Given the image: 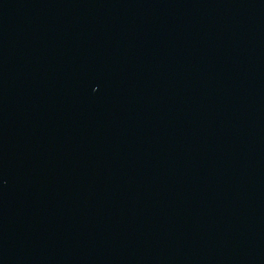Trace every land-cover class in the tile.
<instances>
[{
  "label": "water",
  "instance_id": "water-1",
  "mask_svg": "<svg viewBox=\"0 0 264 264\" xmlns=\"http://www.w3.org/2000/svg\"><path fill=\"white\" fill-rule=\"evenodd\" d=\"M0 264H264V0H0Z\"/></svg>",
  "mask_w": 264,
  "mask_h": 264
}]
</instances>
